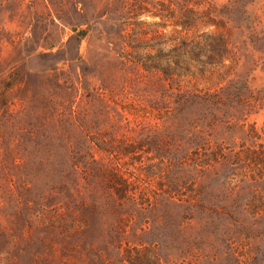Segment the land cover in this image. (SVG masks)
Returning a JSON list of instances; mask_svg holds the SVG:
<instances>
[{"label":"rangeland","instance_id":"rangeland-1","mask_svg":"<svg viewBox=\"0 0 264 264\" xmlns=\"http://www.w3.org/2000/svg\"><path fill=\"white\" fill-rule=\"evenodd\" d=\"M211 2L141 64L127 0H0V264H264V0Z\"/></svg>","mask_w":264,"mask_h":264},{"label":"trees","instance_id":"trees-1","mask_svg":"<svg viewBox=\"0 0 264 264\" xmlns=\"http://www.w3.org/2000/svg\"><path fill=\"white\" fill-rule=\"evenodd\" d=\"M220 16V9L211 0H127L123 20L126 50L141 64L147 63L142 60L143 56L160 54L165 49L197 53L203 47L197 38L202 29H210V32H203L202 39L215 35L224 45L226 27ZM167 27L171 30L166 31ZM248 134L257 136L254 125L250 126ZM258 146L259 149L244 152H249L246 158L253 165L264 166V145Z\"/></svg>","mask_w":264,"mask_h":264}]
</instances>
